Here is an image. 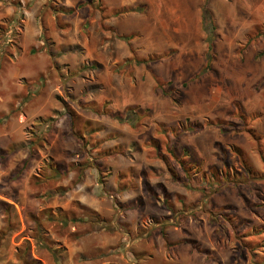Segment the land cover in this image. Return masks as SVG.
I'll list each match as a JSON object with an SVG mask.
<instances>
[{"label":"rangeland","instance_id":"374dc122","mask_svg":"<svg viewBox=\"0 0 264 264\" xmlns=\"http://www.w3.org/2000/svg\"><path fill=\"white\" fill-rule=\"evenodd\" d=\"M48 1L56 8L59 0ZM100 1L83 0L77 10L83 28L78 40L72 35L74 48L70 45L61 53L72 58L67 66L62 69L55 64L54 68L49 56L37 60L42 64L38 67L36 59L20 52V76L10 77L6 72L0 78V122L5 123L0 133L20 140L2 142L7 153L15 148L7 161H0V193L11 197L18 192L20 202L15 207V230L8 231L6 217L0 213V264H141L147 254L158 261L162 254L172 256V251L178 260L182 255L190 259L183 264H264V247L251 253L255 239H241L242 230L221 227L218 217L226 209L231 217L247 221L244 228L264 226V182H241L219 190L205 187L204 192L193 190L200 179L192 178L186 181L192 186L190 193L184 189L188 186L169 179L166 165L174 168L180 180L181 158L193 164L188 171L198 178L205 172L218 178H235L251 169L264 172V151H259L245 131L250 126L264 137V0H150V14L140 20L125 16L131 5L111 0L114 4L107 10L117 16V26L137 32L124 34L114 29L102 40L94 21L95 9L102 6L106 11ZM7 4L17 8V20L3 37L15 44L24 12L18 0ZM203 6L215 25L209 35L202 25ZM7 29L8 25L0 24L1 34ZM47 35L50 42L59 41L54 30ZM107 38L111 50L99 52L98 43ZM208 42L213 44L211 52ZM1 51L0 59L7 53L5 48ZM208 54L210 60L202 71ZM37 69L42 76L34 83L29 73ZM70 78L72 82H67ZM128 107L136 118L119 121L114 117L124 118ZM190 124L202 127L184 132ZM72 126L76 129L70 132ZM93 147L100 154L102 172L107 173L103 177L125 185L131 181L122 174L132 172L137 177L135 184L143 183L148 191L143 192L147 209L138 210L135 205L123 213L120 206L112 205L117 197L107 193L98 197L110 209L101 224L100 217L90 219L87 212L82 217L66 213L65 224L59 210L53 212L54 220L46 219L42 211L50 200L46 186L51 183L46 177L53 168L66 170L67 164L84 162L60 163L55 157L75 160ZM239 149L249 161L245 167L235 152ZM27 154L31 162L22 165ZM22 170L27 174L20 186L9 182L8 178L16 179ZM31 174L40 175L43 184L35 186ZM254 186L257 195L251 191ZM123 203L127 208L130 199ZM162 205L174 208L173 219L167 223L169 236L184 234L176 220L186 212L190 215L189 237L211 249V258L198 253L194 257L186 248L165 247L157 236L158 224L167 221ZM116 220L127 224L118 229ZM263 241V235L255 240L257 245Z\"/></svg>","mask_w":264,"mask_h":264},{"label":"crops","instance_id":"0c3cea01","mask_svg":"<svg viewBox=\"0 0 264 264\" xmlns=\"http://www.w3.org/2000/svg\"><path fill=\"white\" fill-rule=\"evenodd\" d=\"M8 1L9 0H0V24L8 25V29L6 31H1L3 32L2 34L0 33V40L2 39V42H0V53L2 52L1 50H3L4 48L6 49L7 52L6 57L0 59L1 60L0 63H2V65H0V78L3 77V74H5L6 72H9L7 75L10 77L18 78L20 76L21 74V69H20L21 65L19 61L20 60L19 57L21 56L20 52H24V53L27 52L28 53L27 58L36 59V63L38 67H41L42 64L40 61L37 60H40V58L42 57H44L45 60L49 56L50 59L52 60L53 63L52 66L54 68H56L54 66L55 64L61 66L62 69L64 68V65L67 66L68 62L72 58L69 53L63 55H61V53L68 50V47H70V45L74 48V42H73L74 37L72 36L73 34L76 35V40L79 39L77 37L78 36L77 34L78 31L83 28V24H82L83 19L80 22V20L77 17V10L80 9L83 0H59L58 3L55 4L57 6L56 8H52V6L48 4L50 3V1L48 0H18L20 1L23 7L22 11L24 12V16L21 19L23 24H22V28L20 29V32L16 35L18 41L15 42V44L7 43L8 41L11 40L10 38L4 39L5 37L4 34L9 35V33L12 31L14 25L13 23L17 20V16H16L17 8L15 6H12L11 4L10 5L7 4ZM149 1L150 0H121V5H126V6L131 5V8L129 9V11L126 13L125 16L129 15L130 20H140L146 14L149 15L150 14L149 12L150 9H148L150 4ZM100 2L101 4L102 2H104L106 6L105 8L106 11H103V9L100 10V8H99L100 11L98 9H95L96 17H94V21L97 27L99 28L98 35L100 36L99 37L100 40H102V38L104 37H107L106 36L107 34L109 36L112 33V30L114 29L121 30L120 33H124V34L137 32L136 28H132L130 30H124L125 31L124 32L123 29L119 27L120 26L119 24L117 26V23L115 22L117 16H110L107 10V7L109 6L112 7L114 4L112 3L111 0L110 1L102 0ZM140 6L141 7L144 6V9H141ZM51 30H54L59 38V41H57V43L49 41V36L47 35V32ZM44 44L46 45V47L42 48L41 45ZM106 50H111V42H108V38H107V42L102 41L98 43L99 52H104ZM38 53H40L41 55ZM72 54H74V52H72ZM3 64H7L9 66L8 70L12 69V71H8L7 69H5ZM41 72H42L41 69L31 71L29 73V77H30L29 80L34 83L40 81V78L42 76ZM23 76L28 77L25 76L24 74ZM60 76L61 75H58V77ZM67 77L68 76H66V78ZM67 82H72V79L71 78L67 79ZM67 95L69 96V94ZM73 126L70 132L75 131L76 128H74ZM2 130H5V123L1 121L0 131ZM12 135L0 133V161L3 160V163L5 162V160L7 161L10 155L14 152L13 150L15 146L13 147V149H11V151H8L7 153L5 144H2V142L5 140L8 141V139L10 138L15 139V136L12 138ZM15 140H12L11 142L15 144ZM17 141L20 140L18 139ZM80 155L82 154H78V159L75 160L72 159L65 160L66 158L65 159L57 158L53 155L56 161L60 163L72 164V162L77 163V161H81L82 159L84 162L72 166H68L67 164L66 170L59 169L60 170L59 176L58 175L49 176V178L46 177V179L51 182L48 186H46L47 187L46 191L50 195L47 196V198H50V200L46 202L47 204L44 207L45 208L44 210L49 211L51 214H53L55 210H59L60 213L63 214L70 213L73 214V216L79 214L81 217L82 215L84 216V212H88L90 214L100 217V219L102 220L100 222L101 224L102 222H105V219H107L106 215H110V209L107 207V204H105L104 201L100 200L98 197L107 193H109V196L117 197L115 198L116 203L114 202L112 205L113 207L120 206V208L123 209V213L127 212L128 210L134 209L135 205H138L137 207L138 210L142 208H144V210L147 209V205H146L147 197L144 195V193L148 194V191L144 188L143 183H141L142 184L141 186H137V184H135V180L137 178L135 177V174H133L132 172L129 175L126 173H124L125 175L122 174L124 179H126V181L128 179H130L131 181V182H127V184L125 185L122 181L112 182L111 180H109L110 177H108L109 179L103 177L107 173L102 172L103 170V167L101 165L102 161L100 158V154L97 153L95 147H93V149H91L90 152L86 151L82 156ZM68 157L69 156H67V158ZM20 162L22 165L27 162H31V155L29 154L24 155ZM130 165L128 166L131 167ZM24 170H22L20 174H17L16 179H14L13 177L12 179L8 178L9 182L15 183L16 185L20 186L21 178L25 174H27V171ZM22 173L23 175H21ZM50 174L53 175L52 170ZM190 175H192L191 178L193 177L195 179L194 174H190ZM182 176L185 177L184 174H182ZM30 177L36 180V182L35 181L33 182L35 186L37 185L40 186L41 184H43L39 180L40 175L37 174L36 176L33 174L32 176L31 174ZM140 179L142 181V178ZM169 179H172L171 175ZM47 180L45 181V183L47 182ZM184 189L186 190V192L191 191L190 187ZM137 190L139 194L142 196L138 195L137 192V194H135V197L131 199L132 198L131 194L135 193ZM19 197L20 194H18V192L14 193L11 197L0 193V200L12 204L15 210L20 202ZM163 198H165V193L163 194ZM128 199H130V203H128L127 205L128 207L125 208L123 202ZM181 202L182 201L179 200L178 202L179 205H181ZM144 204L146 207H142L144 206ZM183 205L184 204H182V206ZM120 208L118 207V209ZM184 208L187 210V204H185ZM162 209L164 212L167 213L165 214L166 218H164L163 220L167 219V221L161 222V225L158 224L159 229L157 232V236L161 237L162 243H164L165 247L170 250L177 249L180 247L184 249L186 248V251H188L187 253L190 255L193 254L194 257H196L198 253V254H203L204 256L206 255L211 258V256H209L211 254L210 253L211 249L203 248L202 246H199V244L195 242V240L192 237H189L188 235V232L186 230V225L187 224L189 225L190 223V220L188 219L190 215L187 216L185 212L180 215L181 218H177L178 219L176 220L177 225L181 230L183 229L182 231L184 232V234L183 235L179 234L178 237L173 238L172 236H169L170 234L167 231V227L169 225L167 223L171 221V219H173L172 215L174 213V208L172 206L167 207L166 205H162ZM185 209L184 211H186ZM125 223L116 220L118 229H122L123 228L122 226H124ZM145 237H146L145 233H143V238ZM201 247L204 249V251H202ZM205 250H209V252L207 253ZM162 255L160 256L161 259L159 258L160 260L154 261L153 257L150 254H147L146 258L141 262V264H152V263L153 264H183L188 260H190L185 255L184 256L182 255L179 258L181 260H178L176 258V255H173V251H172V256L170 255V253L166 254L165 256ZM142 257L144 258V251L142 252Z\"/></svg>","mask_w":264,"mask_h":264},{"label":"trees","instance_id":"16d2710c","mask_svg":"<svg viewBox=\"0 0 264 264\" xmlns=\"http://www.w3.org/2000/svg\"><path fill=\"white\" fill-rule=\"evenodd\" d=\"M100 10H102V6L100 7ZM201 20H202V25H203V28L204 30H206L207 34H211L212 31L215 29V25L213 23V19H212V15L210 13V11L206 8V6H203L202 7V13H201ZM122 38H127L126 36L124 37V35L121 36ZM212 47H213V44L212 42H208V50L211 52L212 50ZM210 54V53H209ZM207 55L206 57V66L202 69V71H205L204 69L207 67L208 65V62H209V58H210V55ZM183 85H186V82H183ZM107 113V112H106ZM135 112L133 110H131V108H126L125 110V117L124 118H121L120 116L118 115H113L114 117H116L119 121H122L124 119H128L131 118V119H134L136 118ZM109 114V113H108ZM127 117V118H126ZM241 118H243V115L240 116ZM256 118V117H254ZM253 118V119H254ZM247 125V124H245ZM202 126L198 125V124H190L189 126H186L185 128H183V131L184 132H189V131H193V130H198L200 129ZM245 131H247L253 138H254V141L256 142V145L258 146L259 148V151H264L263 149V146H262V143H263V138L260 134H257L256 131L253 130L252 127L250 126H245ZM236 154L238 155V157L241 159L242 163L244 164V167L246 165H249V161H247V159L244 157L243 153L241 152V150H235ZM262 159H263V162H264V152L262 153ZM178 165L181 169V171L183 172V174L185 175V177H183V180H180V178L178 177V174L175 173L174 171V168H171L169 166V164L166 162V165L168 166V169H169V173L171 175V177L177 181V182H181L183 185L185 186H188L190 188H192V186H190L189 184L186 183V181L188 183L191 182L192 178H191V175L188 171V166L190 167L191 165H193L191 162H183L182 161V158L178 161ZM195 164V163H194ZM246 170V168H245ZM53 175H48L47 177L49 176H59L60 174V170L58 168H53ZM195 176V179H200V183H199V186L198 187H194L193 186V190L195 189H200L202 191H206V188H210L212 190H219V189H228L231 187V185H237V184H241L242 183H245L246 185L250 184V183H257L259 185V182H264V172L263 171H256L254 169H251L250 172H246L244 171L243 173H238L236 174V177H228L226 176H221L220 178L217 177V175L213 174L212 172H209V173H204L203 175H200V177H196ZM206 183V185L204 184ZM206 187V188H205ZM255 186L253 187V189H251V191L257 195V193L259 192V190L255 189ZM210 190V191H212ZM43 214H45V218L48 219V220H54V217H53V214H51L49 211H46V210H43L42 211ZM227 210L224 209L223 210V213L220 212L218 213V217H220V226L221 227H229L230 229L231 228H235V229H240L242 230V238L241 239H244V238H248V239H257V238H261V236L263 235L264 236V226H257L255 228H248L247 226L244 228L243 225L245 223H247L246 220H237L236 217L233 218L231 217L232 214H227L226 213ZM0 213H2L3 217H6L5 218V221H6V227L8 229V231H13L16 229L17 227V220L15 218V209H14V206L8 202H5V201H2L0 200ZM85 215H87L88 217H90V219H93V217L95 216L97 218L96 215H93V214H90V213H86ZM228 215V216H227ZM61 216L63 217L62 219V222L63 224L67 223V218H66V215L65 214H61ZM60 216V217H61ZM94 217V218H95ZM96 224V223H95ZM238 231V230H236ZM263 238V237H262ZM253 242L251 248H250V252L251 253H255L256 252V248L257 247H264V241L261 245H257L256 242ZM263 245V246H262ZM199 249V248H198ZM204 251V250H202ZM207 253L209 252V250H205ZM244 255V254H242Z\"/></svg>","mask_w":264,"mask_h":264}]
</instances>
